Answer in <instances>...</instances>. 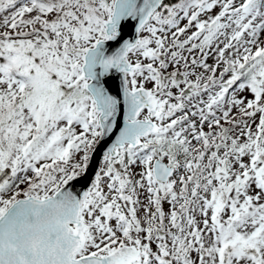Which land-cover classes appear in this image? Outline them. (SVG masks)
<instances>
[{
  "label": "snow or ice",
  "instance_id": "6c2138e0",
  "mask_svg": "<svg viewBox=\"0 0 264 264\" xmlns=\"http://www.w3.org/2000/svg\"><path fill=\"white\" fill-rule=\"evenodd\" d=\"M0 264H264V0H0Z\"/></svg>",
  "mask_w": 264,
  "mask_h": 264
}]
</instances>
